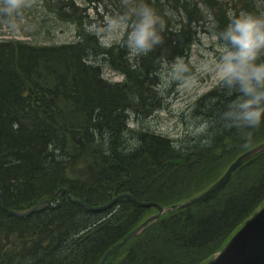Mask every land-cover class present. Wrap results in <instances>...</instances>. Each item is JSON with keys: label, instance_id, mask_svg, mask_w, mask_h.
Instances as JSON below:
<instances>
[{"label": "trees", "instance_id": "1", "mask_svg": "<svg viewBox=\"0 0 264 264\" xmlns=\"http://www.w3.org/2000/svg\"><path fill=\"white\" fill-rule=\"evenodd\" d=\"M145 2L165 21L160 43L130 59L121 41L101 42L96 16L109 12L131 24V10ZM44 8L48 19L75 24V39L35 45L0 39V189L9 207L54 199L61 186L93 205L129 191L169 206L204 190L264 141L263 127L226 143L241 132L221 118L233 99L221 82L192 104V118L207 121L194 138L179 142L152 129L137 139L138 130L127 126L135 113L159 110L165 67L188 56L200 29L219 31L230 12L264 14V0H44ZM104 66L123 79L107 78ZM60 200L59 207L18 217L0 197V264H99L116 241L158 211L129 198L97 211L66 194ZM263 203L264 150L203 201L164 213L106 264H202Z\"/></svg>", "mask_w": 264, "mask_h": 264}, {"label": "clouds", "instance_id": "2", "mask_svg": "<svg viewBox=\"0 0 264 264\" xmlns=\"http://www.w3.org/2000/svg\"><path fill=\"white\" fill-rule=\"evenodd\" d=\"M23 0H0V14L12 18L20 14ZM135 19L129 24L128 17H110L101 42L111 44L120 39L128 49L129 58L146 54L161 42L164 19L148 4L141 3L133 8ZM13 26L14 23H13ZM222 47L214 71L218 80L233 95L222 113L226 126L249 128L264 122V14L240 11L229 13L228 23L212 33ZM187 71L181 65L174 72Z\"/></svg>", "mask_w": 264, "mask_h": 264}, {"label": "rangeland", "instance_id": "3", "mask_svg": "<svg viewBox=\"0 0 264 264\" xmlns=\"http://www.w3.org/2000/svg\"><path fill=\"white\" fill-rule=\"evenodd\" d=\"M226 1L234 2L235 0ZM110 15L109 12H104L103 19L95 15L97 18L95 28L99 30L100 40L107 28V20L111 17ZM50 16H52L51 13H48L44 8V0H23L20 14L13 17L11 23L9 18L0 14V39H25L34 45L56 44L75 39V24L52 21L48 19ZM119 41L121 40L114 39L111 43ZM221 47L220 41L213 40L212 33L207 32V29H200L197 42L193 45L189 56L178 59L165 67L161 75L160 86L162 91L168 95V101L161 109L144 117V126L179 142L185 138H194L197 133L203 131L207 121L203 118H192L191 107L200 95L220 83L218 73L214 71V61L218 59ZM178 65L186 67L187 71L177 75L174 72V66ZM103 72L110 80L121 81L123 79L121 73L106 66H104ZM202 123L205 124L202 125ZM263 127L264 124L249 128L230 127L231 129L235 128V132L240 131L241 134H236L237 139L229 137L226 143L243 140L245 136L248 138L251 131L260 133ZM178 233L181 234L180 231ZM116 261L114 264H117Z\"/></svg>", "mask_w": 264, "mask_h": 264}, {"label": "water", "instance_id": "4", "mask_svg": "<svg viewBox=\"0 0 264 264\" xmlns=\"http://www.w3.org/2000/svg\"><path fill=\"white\" fill-rule=\"evenodd\" d=\"M264 150V141L251 147L243 154L238 156L234 160L225 173L212 185H210L206 190L200 194L191 197L185 202L178 204H173L166 207L155 201H143L137 198L130 192H123L114 196L108 202L101 205H91L81 198H77L72 195L68 187H60L55 194V201L51 198H45L29 208L25 209H14L8 206L5 194L0 189V197L3 208L13 215L18 217H25L32 214L35 211L41 210L47 206L50 208L58 207L60 205L59 196L62 193H66L68 198L90 210H101L104 209L121 198L127 197L135 201L141 206L156 205L159 211L146 220L134 227L125 237L117 241L102 257L99 264H105L107 259L115 253L122 245L128 242L133 236H136L146 230L150 225H152L158 218L165 212H171L174 208H183L195 204L210 194L217 190L221 185H223L232 175V173L248 158L255 155L256 153ZM204 264H264V205L257 210L246 222L235 232V234L230 238L227 244L210 260Z\"/></svg>", "mask_w": 264, "mask_h": 264}, {"label": "bare ground", "instance_id": "5", "mask_svg": "<svg viewBox=\"0 0 264 264\" xmlns=\"http://www.w3.org/2000/svg\"><path fill=\"white\" fill-rule=\"evenodd\" d=\"M189 54H188V56H189ZM159 91H160V93H158L157 95L159 97V100L160 101L162 100V103H161L162 106L159 107L158 109H161L167 103L169 97H168V95H166V93H164L162 91V89H160ZM164 97H165V99H164ZM141 113H142V111H139L138 113H135L134 116L130 115L131 117L128 118L127 126L132 128V129L138 130V131H135L137 139L141 138V136H143V138L147 139L150 136V134L153 133V131H152V129L150 127L144 126V124H143L144 117L142 116ZM141 117H143V119ZM139 131L143 132L144 134L140 136V134H139L140 132ZM143 144H144L143 141H140V142L138 141V146L141 147ZM43 199H45V198H43ZM43 199H41V200H43ZM41 200H39V201H41Z\"/></svg>", "mask_w": 264, "mask_h": 264}]
</instances>
